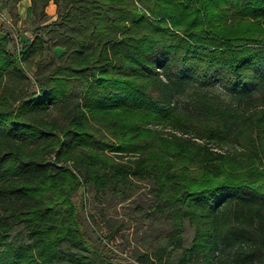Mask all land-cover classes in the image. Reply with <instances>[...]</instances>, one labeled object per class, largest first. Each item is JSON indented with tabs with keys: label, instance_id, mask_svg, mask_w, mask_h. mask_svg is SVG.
Listing matches in <instances>:
<instances>
[{
	"label": "trees",
	"instance_id": "trees-1",
	"mask_svg": "<svg viewBox=\"0 0 264 264\" xmlns=\"http://www.w3.org/2000/svg\"><path fill=\"white\" fill-rule=\"evenodd\" d=\"M50 2L47 38L11 52L0 34V264H114L74 194L146 176L150 217L170 228L139 264H264V0H31L30 11ZM45 46L64 52L43 58ZM217 84L230 101L202 89Z\"/></svg>",
	"mask_w": 264,
	"mask_h": 264
},
{
	"label": "rangeland",
	"instance_id": "rangeland-1",
	"mask_svg": "<svg viewBox=\"0 0 264 264\" xmlns=\"http://www.w3.org/2000/svg\"><path fill=\"white\" fill-rule=\"evenodd\" d=\"M30 6L31 0H0V34L1 36L9 34L13 39V42L8 44L11 52L20 48L23 42L33 40L38 33L47 38L46 30H40L37 33V29L57 19L58 8L52 2L44 12L41 8H38L37 13L31 12ZM63 52L64 49L61 47L45 46L42 57H51L53 53L61 55ZM34 69V66L28 68L31 81H33ZM202 89L219 95L226 101L231 100L232 95L219 84ZM192 91L178 99L181 106L190 104ZM54 114L59 115L57 111H54ZM173 132L182 134L171 127L164 129L167 136H171ZM98 136L103 138L100 133ZM105 136L108 138L109 134L106 133ZM183 136L189 137L184 134ZM197 141L202 143L200 139ZM212 147L221 152L228 148L227 146L225 149ZM105 151L112 156L120 154L111 149ZM131 158H134L132 154L123 160L127 161ZM154 187L153 180L147 176L134 177L128 185H119L116 188L101 191H97L93 186H86L74 194L78 218L84 232L94 244L105 249L107 256L114 264H139L137 261L139 255L151 253L158 246H167L165 237L170 228L168 223L161 217H150L151 206L155 199ZM193 234L194 230L187 225L184 233L185 245L191 244ZM10 241L16 245L27 242L20 227L10 233ZM168 250H171L172 258L180 254V250H172V247H168Z\"/></svg>",
	"mask_w": 264,
	"mask_h": 264
},
{
	"label": "crops",
	"instance_id": "crops-1",
	"mask_svg": "<svg viewBox=\"0 0 264 264\" xmlns=\"http://www.w3.org/2000/svg\"><path fill=\"white\" fill-rule=\"evenodd\" d=\"M53 3V2H52ZM54 4V3H53Z\"/></svg>",
	"mask_w": 264,
	"mask_h": 264
}]
</instances>
